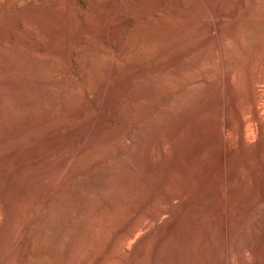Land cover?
<instances>
[{"label":"bare ground","instance_id":"1","mask_svg":"<svg viewBox=\"0 0 264 264\" xmlns=\"http://www.w3.org/2000/svg\"><path fill=\"white\" fill-rule=\"evenodd\" d=\"M26 1V4L28 3L26 5L28 10L31 9L36 12L35 6H33V1ZM47 1L44 0V2ZM124 1L125 0H105L106 4L103 3V1L101 2L105 5L111 4V9H108L109 13H105L106 15L101 18L103 19L102 22L105 31L112 32L113 30L110 31V29H114L113 27L116 25V22L119 19H122V21L126 22L127 27L125 24L124 25L127 30L124 32H127L124 35V42H121L124 43L123 48H121V43L119 44L121 45L120 48L123 51L125 50L130 54L135 48V45L139 44L138 46H142V51L139 49L140 52L138 53L140 56H143V59L145 57V60H149L151 56L148 58L146 57L151 54V51L153 52L152 49L156 44L159 45L162 38L164 41L165 36L168 38V35H173L175 40L172 45H168L167 47L169 51H172V57L168 59V55V60L164 61V58L161 56L163 53H160L162 50L160 51L159 48V54L156 56L158 59L155 60V55L151 54V59L155 57L153 60L155 65L151 70L148 68V71L150 72L147 73V69L145 71L146 73L142 71L140 74V70H138L139 72H135L137 75L140 74L141 78L133 73V69L132 71L129 70V72L131 71L130 73L125 71L128 73L127 78L129 77V79L133 80L137 78L139 79L134 80L133 83L129 82L130 80L126 83L124 82V84H122V82L121 84L118 83V85H123L122 89L126 91V94L122 97H119L120 92L117 91V95L115 94V96L119 98V101L113 106H115V108L119 111V114H121L120 116H123L125 119H128V121L132 122L130 129L127 128L129 132H126H128L127 135L129 136L131 142L133 140L132 143H135L134 141H141L143 137H147L148 133L152 134V132H154L152 130L156 131L157 129L158 124L154 123L152 120L153 118L150 119V117L148 118L145 115V109L153 108L152 110H154V113L157 116L155 117L156 119L158 118L157 120H159V122L156 120L155 122L164 123L166 122V118L169 120L168 114L171 116L170 113H168V107L170 106V109L174 107L175 112H177L176 122H180L188 119L189 115L193 111V108L199 103H207V107L203 108L202 111L197 114L195 118L192 119V121L189 122L187 128L182 133L176 135V141H178L180 144L184 143L186 140H189V142L192 144L190 158H188L189 161H186L187 163L184 164L180 163L183 164L180 167V171L183 172L182 176H184L185 179L189 178L190 187L192 185V190L197 184L196 181L200 180L202 183V187L200 189L201 196L193 202L188 204L186 203V207L188 206L186 212L187 215L184 216L189 217L191 220L193 219V221L190 222L193 223L194 218L196 219L197 216L201 217L199 215H202L203 213L206 215L207 207L212 204L214 205L218 214L222 216L223 221L221 230H219V232L221 231V236H219V239L214 240L216 241V244L218 243L217 241H219V250H217L219 247L215 248L216 244L214 245L213 242L210 241L214 237L212 238L205 234L206 232H210L208 229L210 227V222L209 225L206 222L207 227H204V224H201V221H199V224L195 223L193 227H191V229L193 228L195 231H206L204 234L202 232H200L201 234L199 233L201 237L197 236L198 234L195 232L197 237L194 239V236L191 235L192 233L194 234V231L190 233L192 230H188L190 234L189 236L191 237H189L187 234V223L183 219L175 218L174 222L168 228L166 234L160 236L159 239L156 236L158 240L156 239L157 243H154L155 245H153L150 241L153 247L150 252L147 251L146 249L151 248V246L147 248L146 245L147 243L149 245V239L151 240L153 239L152 237H154V235L152 237H150V235L154 231H157L155 228L150 230L151 225H157L159 222L158 220L163 213H168L171 215L174 210L172 209L174 207L173 200H175V198H179L180 200L181 196H183L186 192L181 191L183 195L182 193L180 195L176 192V190L173 189V192L171 190L170 193L166 195L165 200L168 203L166 207L160 206L156 207L155 209H149L148 211H146L147 207H144L146 212L144 211V213H142L138 207H135L136 204L135 206L134 204H131L129 217H127L126 220L123 221L124 223H122V225H120V227L117 229L116 233L120 237H115L116 239H113L112 248L110 247L106 249L105 256L111 258L116 255L118 257L117 264H236V261L240 262V264H264V237L262 240L261 237L260 239L254 237L261 241L258 240L259 246L258 248L256 247L257 250L254 248L256 251L253 252L254 257L252 255V261H250V258L252 257H248L250 259L249 262L245 259V256L249 255L250 253L252 254V243L250 244V241L253 242L255 240H244V242L249 241V247V245H247L248 242L245 244L242 240L245 239V237L241 239L242 241H239L240 237H238L242 230H244V225H248L246 222L250 219L252 220H250V223H252L251 225H254V229L252 233L246 232L248 229L245 232L243 231L247 235L246 238L250 239L254 234V236H256L257 233H259V231L264 227V14L259 11L261 10L260 6H262V4L264 5V0H195V4L190 10L187 8L190 7L193 0H155L159 2V4L156 3V9L153 10L152 8L153 11L151 12L150 10V15L147 13L148 16H144L145 19L143 21H138L136 19L137 17L135 18L133 16L135 15L132 14L134 13L133 11L131 15L127 13V8L125 7L127 3L125 2L126 4H124ZM11 2L12 4L16 3H13L12 0L10 3ZM41 2H43V0H41ZM143 2L144 3L142 4H138L143 6L145 1L143 0ZM153 2L151 3L153 4ZM97 3L100 4V1ZM5 4L7 5V3ZM136 5L137 4L133 6L135 7ZM16 6L18 5L16 4ZM142 6L140 7L142 8ZM27 8H25V10H27ZM102 8L104 9L105 7ZM51 9V12L49 13H51V15L54 16V19L58 22V20L61 18L59 15L60 13H58L55 7ZM131 10L132 9L129 8L130 12ZM60 21L59 24L62 23V21ZM120 23L123 24V22ZM0 24L2 25V23ZM19 25V29L15 31L13 35L12 43L10 45L0 47V118L8 124L10 130L12 129L10 126H16L15 123L19 122V125H21L20 122L22 121L23 117H31L34 114H37L35 111L40 109L41 106V109H43L44 104L53 102V100H55L54 96L57 90H60L59 87L64 83V79L61 77V79H59V77L57 80L54 79L55 81H47V78H38L32 80L29 78H22L20 76L19 80V78L16 76L17 79L15 78L16 80L14 79V81L13 78L15 76H13L14 74L12 73L14 71L11 72V70H27L29 73L32 72V74L35 72H45L44 74L47 72L51 73V71L56 69L58 70V68H60L57 65L58 59L56 56L60 55L59 57L62 58L67 53L66 51L64 53V51L59 49L58 54L57 52V55L54 54L56 55V59L53 58L54 56L40 58L34 53H32L34 55H28V53H26L27 55L24 54L22 49L17 45V41L20 38L26 37L28 34H32V31L22 22H20ZM85 26L86 25H84L85 29L81 28L84 30L83 32L80 31L82 34L78 40L75 41L76 43L74 42L76 45L72 51L74 54V59L82 64L84 72L81 71L83 73L81 75L85 74L84 76H86L85 78L87 79L86 82L90 85H93L99 79V85L101 89H98L99 87L95 88L99 91L98 98L95 94V97L98 100L97 107H99L101 102H103V96L106 95L104 91L107 90V87H112L111 85H114H109V82H112V78L110 79V76H114L111 75V73L114 74L113 71L120 72L119 68L121 67L123 70L124 67L122 68L123 65H121L117 60L115 63L113 61V57H108L109 59H106L108 62L105 61L106 64L104 63V66L101 67L103 69H100V66L96 64L98 63L97 59L100 56L102 57L103 54L108 55L109 51L107 52L101 47L97 46L98 44L96 45L90 39V37H88L91 34L87 36V34L91 32L89 31V26H91V24L89 26ZM54 30L55 29L51 30V35L47 34L50 35L49 39L53 40V38L56 37ZM1 31L4 32V30ZM56 31L57 30H55V32ZM6 33L7 32H5V34ZM119 34H121V32ZM106 35L108 36V33H106ZM107 39L110 40V38ZM116 39L118 40V38ZM52 40L51 42H54L56 39L53 41ZM39 42V45L36 47L39 46L43 49L45 43H41V41ZM135 53L137 54V52ZM110 54L111 53H109V55ZM133 56L134 59H136L138 55H136V58L135 55ZM140 56L139 58H141ZM65 57L61 60H64ZM102 58L105 57L103 56ZM61 62L62 61H60V63ZM63 64L64 62L62 65ZM147 67H152V65H147L146 68ZM82 68L80 67L79 69L81 70ZM125 72L122 71V75L123 73L125 74ZM49 73L48 75H50ZM68 73L67 75H69ZM149 73H151L149 76L145 75ZM37 74L39 73H36V75ZM28 75L29 74L26 76L28 77ZM144 75L148 77V79L142 80ZM115 76L117 77V75ZM115 76L114 79L117 80ZM118 76H121V73L120 75L118 74ZM68 77L69 76H67L65 79ZM123 77L125 76H122V78ZM127 78H124L125 80L122 79V81H126ZM121 79H119V82ZM169 79H172V82H174L173 79L178 80L179 84L176 87L173 85L171 88V84L169 83L171 81H169ZM74 80L75 79H73V81ZM168 84L170 85L167 86ZM63 85L61 87H63ZM178 86L180 87L178 88ZM166 87H168V89ZM124 90H122L121 94H123ZM67 92V96L64 97L65 100L67 97H69V99L75 98L79 94L80 90L78 91L77 88L74 87L68 93ZM81 94L82 92H80V95ZM117 97H114L115 101L118 100ZM57 98H59V96ZM188 99L189 101H192L189 105L186 103ZM58 100L59 99H57V101ZM74 100L71 99V101ZM111 100L113 103L115 102L113 98ZM58 105L61 106L62 104L60 105L59 103ZM104 105H107V103ZM148 105H150L149 108L147 107ZM62 109L63 107L61 110ZM75 110L77 111V109ZM94 110V108L92 109V112L89 110L88 112L90 113H86L87 115L90 114L88 116L85 114L86 122H84L86 124H84V129L82 127L83 123H79L83 130H79L81 133L78 132L79 137L77 136L78 139H75L76 142L73 140L76 143L75 147L71 150H63V153L60 149L59 152H61L62 155L60 154L61 156L58 157L55 156V148L57 145L55 146V144H51L52 146L47 154H45L47 152L46 150L39 148L40 152L31 159L28 157V159H21L17 161L21 156L23 157L24 154L27 153V151L32 147L30 144L19 145L20 141L24 137H30V135L37 129H39L37 132H40V129L42 130L43 127L47 126L49 128V126L54 123V120H56L55 112L54 115L51 113V116L49 115L45 117V119L48 118L45 121L41 120V122V118L38 119L37 121L41 122H38V125L35 120L36 118H31L32 121H29L32 123L34 122L33 120H35V127H33V125L31 126L30 122H27V127L26 121H24V125L27 127V129L25 128L26 130L24 129L23 131H20L18 129H13L12 133H6V136L0 139V264H55L50 252L54 251L58 254V251L61 250H64L65 253L59 254V258L61 257L60 260L57 259L58 255L55 253L57 256L55 260L57 259L60 261L58 264H70L71 260L73 261L74 258L78 259L80 256H82L84 248L87 250L90 256H88L87 259H84L81 264H98V262L91 260L93 259L92 255L97 254L99 251L97 247H83L85 245L81 246V244L78 242V237L61 236L62 231H66V229L68 230L69 228L71 229V227L74 228L77 218L81 213L84 212V209L87 212L90 210H87L90 206V204H87L89 203L88 201L95 197L93 199L92 205L95 206L94 204L98 202L96 206L99 207L98 209L95 207V211H92V208V213L89 211V214L91 213L92 215H98L105 208H116L113 197L119 195L122 196V187L127 188L129 192L133 193L136 199L137 196H139L138 199L141 201L143 198H145L143 201H146L147 203L152 200L151 197H149V194L158 195L157 193L154 194L152 191H148L146 189L147 187L152 186H146V184H149L147 179L146 182L148 183L145 181L144 182L146 184L144 182L142 183V187L145 188L146 186L145 190L147 191H145V193L150 192L147 193L148 195L146 194L147 196L145 197H141L140 192L136 191L134 187L131 186L133 180L136 178L134 177L132 180L131 178L133 175H139V173L141 175V173L145 171L143 170V167L145 169V166H147V164H145L142 167V164L139 165V163H136V160L139 158H133V154L131 152L132 147H130L131 149L120 151L116 154L113 151L115 155L112 154L113 152H111V154L114 156H109L110 158L108 159L104 158L101 162L98 161L99 163H95L91 167L87 166L90 163L88 160V162H86L88 164L84 165L85 168L86 166L88 168L84 169L82 165L86 158H90V155L93 156L94 152L100 149V147L104 148L100 150L105 151V143H110L108 145H111V143L114 141H119L121 137L123 139L125 135V130H123V128L121 130H123L124 133L119 132L121 127H119V130L117 129L118 132H115V129L112 130L114 131L112 133L111 131L108 132V130L111 129L107 128L106 125L108 123H106L105 126L107 131L104 130L105 128H102L104 125L101 126V129H103L108 134H111H109V136L98 135L100 136L99 142H102L100 145L105 142L103 146H100L99 143L96 142L92 143V140L89 141L88 137H90L89 135L95 123V119H98L97 116H100L98 114L99 112H93ZM117 110L116 112H118ZM171 110L170 112L174 111ZM56 111L58 112L56 116H63L66 113L60 110ZM76 111L73 113L70 111L72 114H66H70L68 116L75 115L74 113H76ZM60 112H63L64 114H60ZM115 114L116 113H114V115ZM68 116L65 117L66 120ZM135 116L139 117V119L136 120ZM58 119L61 120L62 117L60 116ZM57 120L55 121V124H57ZM123 121L125 120L123 119ZM125 122L127 123V120ZM130 122H128V124ZM126 123H124V125ZM79 124L75 125L79 127ZM75 125L74 127H76ZM160 125H158V127ZM52 126L50 128H52ZM160 128L163 127L160 126ZM96 129L98 130L100 128ZM69 130L70 128L68 131ZM103 130L102 132H104ZM68 131L66 132L69 134L71 131ZM161 132H163V130L158 134L161 135ZM97 133L99 134V131ZM156 133L154 132L153 134ZM68 134L66 135L65 133V136H68ZM68 138H71V134L70 137L68 136ZM150 138L148 137L146 140L148 141ZM161 139H158V142L157 139L150 140V142L153 141L158 143V145L155 144V146H158L157 148H159L161 151V157L163 158L162 160L159 159L161 162L154 161L151 155L144 157L149 162L148 167L150 168L147 169H151L148 170L149 176L152 174V177L155 176L156 178L157 175H155V173H160L159 170L162 167L165 168V171H163L164 173L166 171L172 172L168 170V165H165L164 163L166 160L168 162L171 161L168 160L169 154L167 155V153L164 151V139ZM61 140L62 139L60 138V141ZM120 141L118 143H120ZM50 142L54 143V141ZM66 142V144L57 143L60 148L63 147L64 149L66 145H69V141ZM153 142L151 145H149L154 146ZM42 150L45 152L43 153ZM108 150L110 151V149ZM100 153L103 154V152ZM140 155L143 157L142 151ZM25 157L27 158V155H25ZM94 158L97 159L96 156ZM90 159L92 160H90L91 162L94 161L93 157ZM138 161L141 160L139 159ZM213 161H215L214 167L212 166ZM177 162H179V160ZM15 164L17 165L15 171L10 174V170ZM211 169L213 171H211ZM121 171H126L127 173L124 174H126L127 177H119V173ZM169 175H166L168 176L166 180L170 179ZM158 179H161L162 181V177ZM158 179H156V181H158ZM116 180L118 181L119 186L115 188L114 184H116ZM153 180H151V182H153ZM163 180H165V178ZM156 187H158V185ZM156 187H152V189H154V191L157 189L162 191L161 189H163L162 185L161 188L158 187L156 189ZM149 189L152 190L151 188ZM41 190L42 192H40ZM37 192L38 194L40 192V194H36L35 198V193ZM31 194L32 197L34 194V201L28 197V195L30 196ZM96 197L102 199V201ZM30 199L32 200V204L28 202V204H30L29 211L28 208L22 207V203L24 200L31 201ZM96 199L97 201L94 203V200ZM136 199L135 201H137ZM27 201L26 203H23L25 204V207H27ZM141 203L142 202H140V205ZM152 203L153 202H151V205ZM20 205L22 210L28 209L29 214L25 210L27 214L24 213L26 216L25 218L23 217L24 220L19 223L18 221L21 219L18 218V211L20 209L18 211L15 209L19 208ZM22 210L20 211L23 212ZM200 212L201 214H198ZM21 216L24 215H20V217ZM236 216L239 222L242 223L240 229L232 228L233 226L231 225V220L233 221L232 218H235ZM207 218L210 217H205V219ZM150 223L152 224L149 225ZM202 223L204 222L202 221ZM200 224V227H204H202L201 230H199L200 227L198 226ZM251 225L250 228H253ZM148 226L149 229L146 233H141L142 235L137 234L138 231L140 232V230L142 231V229H146ZM182 231H184L185 234ZM214 232L216 234L218 233V231L216 232L215 230ZM210 233L214 234L212 232ZM244 233L240 236L243 237ZM136 234L137 237L138 235H140V237L135 241L134 249L132 251L128 250L130 252V257H126L127 259L123 258L122 255L120 257V255H118L119 252L116 253L117 251L115 252L114 250H116L118 247H121V245L123 247L125 241H128L133 237L136 238ZM156 235L158 234L156 233ZM202 235H205L208 238ZM209 238H212L209 240L210 242L208 241ZM210 244H213L214 247L209 249V247L212 246H209ZM28 245L30 248L37 250V253L35 251V255L30 252V248L27 247ZM116 245L119 246L117 247ZM115 246L117 248L113 250V247ZM247 247L250 249V251H247L248 254L246 252V250H249ZM182 248H184V252ZM206 248L207 250L209 249V252H206L208 254H205L207 257L203 253V250ZM236 253L237 259H235Z\"/></svg>","mask_w":264,"mask_h":264},{"label":"rangeland","instance_id":"2","mask_svg":"<svg viewBox=\"0 0 264 264\" xmlns=\"http://www.w3.org/2000/svg\"><path fill=\"white\" fill-rule=\"evenodd\" d=\"M10 1L11 0H0V23H2V25L0 24V29L1 30H4V32H2L1 30H0V47H4V46H7V45H10L11 43H12V41H13V35H14V33H15V31H17L18 29H19V23L20 22H22V23H24V25H26L28 28H30L31 29V31H32V34H28L26 37H24V38H20L18 41H17V45L22 49V51H23V53L24 54H26V53H28V55H31L32 53H34V54H36V55H38L40 58L41 57H53V58H55L56 59V57H57V59H58V61H57V65H58V67H60V68H58V70L56 69V70H54V71H51V73H49V72H47L46 74H44L45 72H43V73H41V72H35V73H33L32 74V72H30L29 73V71H27V70H21V71H19L18 69H13V70H11V72L12 71H14V72H12L14 75L13 76H15L14 78H13V80L16 78L17 79V77L19 78V80H20V77H24V78H29V79H38V78H41V79H46L47 81H49V80H51V81H53L54 79L55 80H57L58 79V77H59V79H64V85H63V87H59V89L60 90H57V92H58V94H57V92H56V94H55V96H54V99L55 100H53V102H51V103H47V104H44V106H43V109H41L42 108V106H41V108L40 109H37V111H35V113H37V114H34V115H36V116H31V117H28V118H24L23 116V119H22V117H21V119H22V123L20 122V124L21 125H19V122L18 123H15L16 124V126L15 125H12V126H10L12 129L10 130V128H9V126H8V124L4 121V120H2L1 118V121H0V139H2L3 137H5L6 136V133H8V134H10V133H12V130L13 129H18V130H20V131H23L25 128L27 129V127H28V124H27V122L29 123L30 121H32L31 120V118L32 119H34V118H36L35 120H36V122H37V125H38V122H40L41 120L42 121H45L46 119H48V118H46L45 119V117H47V116H49L51 113H52V115H54L55 113V119L57 120L60 116L62 117V119L60 120V119H58L59 120V122H58V120H57V124H55V121L56 120H54V123L52 124V125H50L49 126V128L52 126V128H48L47 126L46 127H40V128H42V130L40 129V132H37V130L39 131V129H37L36 131H34L31 135H30V137L29 136H27L28 138H26V137H24L21 141H20V143H19V145H26V144H30V145H32V147L27 151V153H23L24 154V156L22 157H20L17 161H19V160H21V159H28V157H29V159H31L32 157H34L35 155H37L39 152H40V150H39V148L40 149H42L43 148V150H46L47 152L45 153V154H47L48 153V151H49V149L51 148V144H55V146L57 145V147L55 148L56 149V153H55V156H61L62 155V153L65 151V150H71V149H73L74 147H75V139H78L77 138V136H78V132L79 133H81L79 130H83L84 129V124H86L85 122V120H86V117H85V114L90 110V112H92V109L94 108L95 110L93 111V112H95V111H98L99 113V115L100 116H97L98 117V119L96 120L95 119V123H94V125H93V128H92V131H91V133H90V137H88V140L89 141H91L92 143H99V145L102 143H100L99 142V137L100 136H103V135H107V136H109V134H111L112 132H114V131H112V130H114L115 129V132H118V130H119V127H121L120 128V131L119 132H121V133H124V131L123 130H125V135H124V137H123V139H122V137H121V139H119V141L121 140H123L122 142L120 141V143H118L119 141L117 140V141H114L113 143H111V145H108V144H110V143H105V142H103V144L104 145H106V146H104L105 147V151H102V150H100V149H102L103 147H100V146H103V144L102 145H100L99 147H100V149H98L97 151H95L94 152V154H93V156L92 155H90V158H92L93 157V160L95 161H93V162H91L92 160L88 157V158H86L85 160H84V162H83V167H84V165H86V164H88V163H86V162H88V160H89V162L91 163H89L90 164V166H89V164L87 165L88 167H91L92 165H94L95 163H99L98 161H102V159H108V158H110L109 156H114L116 153H118V152H120V151H125V150H128V149H131L130 147H132V149H131V152H132V154H133V158L135 159H137V158H139L141 161H138V160H136V163H139V165L140 164H142V167L145 165V164H147V166H145L146 168L144 169V167H143V170H145V171H143V173H141V175H140V173H139V175H133V177L131 178L132 180L134 179V177H136L134 180H133V182H132V185L131 186H133L134 187V189L136 190V191H138V192H140V195H141V197H145V196H147L148 194L147 193H150V192H146L145 193V191H152L154 194H158V195H151V194H149V197H151V201L149 202V203H147L146 201H143V200H145V198H143V200L141 201V200H139L138 199V197L139 196H137V199L135 198V195L133 194V193H131V192H129V190H127V188H125V187H122V196H114L113 197V200H114V203H115V206H116V208L115 209H108V208H105V209H103V211L100 213V214H98V215H92L91 213H92V211H95V207H97V209H98V207L99 206H96L97 205V203H96V201H97V199H99V198H97L96 200H94V203H96V204H94L95 206H93L92 204V202H93V199L95 198V197H93L90 201H88L89 203H87L88 205L90 204V206L88 207V205H87V207H88V209H87V207H86V209L87 210H89L91 213L89 214V211L87 212V211H85V209L82 211L83 213H81L80 215H79V217L77 218V222L75 223V226H74V228H72L71 227V229L69 230H67L66 229V231L64 230V231H62V234H61V236L62 237H78V242L81 244V246H83V245H85V246H83V247H89V248H93V247H97L98 248V253L97 254H94V255H92L93 257V259H91L92 261H95V262H98V264H117L118 263V257L116 256V255H114V257H111V258H108V257H106L105 255H106V249H108V248H112V241H113V239H116L115 237H120L116 232H117V229L120 227V225H122V223H124L123 221H125L126 220V218L127 217H129V215H130V205L132 204H134V206H135V204H136V206L135 207H138V209H140V211H142V213H144V211H145V208L144 207H147L146 208V211H148L149 209H155L156 207H160V206H162V207H166L167 205H168V203L166 202V195L168 194V193H170V191L172 190V192H173V189L174 190H176V192L177 193H179L180 195H181V191H183V192H185V194L183 195V193H182V195L183 196H181V202H180V200H179V198L177 199V198H175V200H173L174 202H173V208L172 209H174L173 210V215L171 214H168V213H163L162 215H161V217L159 218V222L157 223V225L156 224H152V223H150L149 225H151V227H150V230L151 229H153V228H155V230L157 229V231H154L151 235H150V237H152L153 235H154V237H152L153 239H149V243H150V241H151V243L153 244V245H155L156 243H157V240L160 238V236H162V235H164V234H166L167 233V230H168V228L170 227V225L174 222V219L176 218V219H183L187 224H186V227L188 226V228H186V231L188 232V230L189 229H191V227H193V225L196 223V224H199L200 222L199 221H201V224H204L203 226L204 227H207V223H208V225H209V222H210V227L208 228L209 229V231L210 232H212V233H214V234H211L210 232H206L205 230L204 231H202L201 229H202V227H200L201 226V224L200 225H198L199 227H200V229L199 230H201V231H195V230H193V228L191 229L192 231H190V233H192L193 231H194V234L192 233L191 235H193L194 236V239H196L195 237H197V236H199V237H201L200 236V232H202L203 234H204V232H206L205 234H207V236H209V237H214L213 239L212 238H209L208 239V241L210 240V239H212V240H210V241H212L213 242V244L215 245L216 243V241H214V240H217V239H219L220 237L219 236H221V231L219 232V230H221V227H222V221H223V219H222V216L220 215V214H218V212L216 211V209H215V207H214V205H209L208 207H207V209H206V212H207V214L206 215H204V213L202 214V215H199V216H201V217H196V219L194 218V222L193 223H190V222H192L193 221V219L191 220V219H189V217H187V216H184V215H187L186 214V212H187V207H186V205L188 204V203H190V202H193V201H195L196 199H198L200 196H201V194H200V189H201V187H202V183H201V181L200 180H198V181H196L197 182V184L193 187L194 189L192 190V185H191V187H190V180H189V178L188 179H185V177L184 176H182L183 174V172L182 171H180L181 170V165H183L184 163H187L188 161H189V159L188 158H190V153H191V148H192V144L189 142V140H186V141H184V143H182V144H180L178 141H176L177 139H176V135H178L179 133H182L186 128H187V126H188V124H189V122L190 121H192V119L193 118H195V116L197 115V114H199L201 111H202V109L203 108H206L207 107V103L205 102V103H199L197 106H195L194 108H193V111H192V113L189 115V117H188V119H185L184 121H180V122H176V118H177V112H175V108L174 107H172L171 109L172 110H174V111H172L171 109H170V106L168 107V110H169V112L168 113H170V115L171 116H169V114H168V117H169V120L166 118V122H164V123H157V122H159V120H157L156 119V115H155V113H154V110H152L151 108L150 109H145V115L149 118L150 117V119H152L153 121H154V123L155 124H158V125H160L161 127H163V128H160V126L158 127V125H157V129H156V131L155 130H152V131H154L156 134H157V136H156V134H153L154 132H152V134L151 133H148V134H150L151 135V138H150V135H148L147 134V137H146V139H148V137L150 138L148 141H149V143H148V141L145 139V137H143V139L140 141V143H139V141H134L135 143H132L133 142V140H132V142H131V140L129 139V136L127 135V133L129 132V130L128 129H130V127H131V125H132V122H130V121H128V119H125L123 116H120L121 114H119V111L115 108V106H113V105H116L117 103H118V101H119V98L117 97V96H115V94H116V92L117 91H119L120 92V96L119 97H122V96H124L125 94H126V91L124 90V89H122L123 87V85L121 86L120 84H121V82H122V84H124V82L126 83V82H128L129 80V82H132L133 83V81L134 80H138L139 78H141V73H142V71H146V69H147V73L148 72H150V71H148V68L151 70L152 68H153V66L155 65V62H153V60H154V58L156 57V56H158V51L160 50H162L160 53L162 54H160L161 56H162V58H164L163 60L164 61H166V60H168V59H170L171 57H172V51L170 50H168L167 49V47H168V45H172L173 43H174V36L173 35H168V38H167V36H165L164 37V41H163V38H162V40H161V42L159 43V45L158 44H156L154 47H153V52H154V54H153V52L151 51V54L152 55H155V57L153 58V59H151V57H152V55L150 54V55H148L146 58H148V57H150L149 58V60L148 59H146L145 60V57H144V59H143V56H140V54L138 53V52H140V50L142 51V46H138L139 44H137V45H135V48L133 49V51L129 54L128 52H126L125 50L123 51L121 48H123V44L124 43H121V42H124L123 40H124V35H125V33L127 32H124L125 30H127V25H126V22H124V21H122V19H119L117 22H116V25H114V29H110V31H112V32H107V31H105V29H104V26H103V19H101V18H103V16L104 15H106L107 13H109V11H108V9H111V4H108V5H105L106 3H105V0H102L103 1V3H105V4H103V3H101L102 1L101 0H98V1H100V4H98L97 2V0H46L47 2H44V0H43V2H41V0L40 1H38V0H32L33 1V6H35V10H36V12L35 11H33V10H28V8L26 7V5L28 4H26V0H12L13 1V3L14 2H16L15 4H12V2L10 3ZM97 1V2H96ZM142 1V2H141ZM145 1V4H147V5H140V4H142V3H144L143 2V0H125L124 1V4H126L127 3V5L125 6L126 8H127V13H129L130 15H131V13H132V11L134 12V13H132V14H135V15H133L138 21H140V20H144L145 19V17H146V15L148 16V14L147 13H149L150 12V10H151V12L154 10V9H156V7H155V5H157V4H159V2H157V1H155V0H144ZM154 1V2H153ZM159 1V0H158ZM38 2H39V4H38ZM126 2V3H125ZM133 2V3H132ZM135 2V3H134ZM151 2H153V4L151 3ZM5 3H7V5L5 4ZM138 3H140V4H138ZM157 3V4H156ZM12 4V5H11ZM16 4L18 5V6H16ZM21 4V5H20ZM95 4V5H94ZM103 4V5H102ZM135 4H137L135 7L133 6V5H135ZM194 4H195V0H193L192 1V3H191V5H190V7L189 8H187L188 10H190L191 8H192V6H194ZM25 5V6H24ZM57 5V6H56ZM128 5H129V7H128ZM12 6V7H11ZM37 6V7H36ZM43 6H44V8H43ZM130 6H132V7H130ZM139 6V7H138ZM140 6H142V8L140 7ZM151 6V7H150ZM262 6L264 7V5L262 4ZM262 6H260V8H261V10H259L262 14H264V8L262 7ZM8 7V8H7ZM10 7V8H9ZM17 7V8H16ZM56 8L57 9V11H58V13H60L59 15H60V20L62 21V23H60L59 24V21L60 20H58V22H57V20H55L54 19V16L53 15H51V13H49V12H51V8ZM100 7V8H99ZM102 7H105L104 9L102 8ZM107 7V8H106ZM137 7H138V9H137ZM25 8H27V10H25ZM51 10H50V9ZM129 8L130 9H132L131 10V12L129 11ZM145 8V9H144ZM152 8H153V10H152ZM263 8V9H262ZM6 9V10H5ZM14 10V11H13ZM40 10V11H39ZM48 10V11H47ZM105 10V11H104ZM144 10V11H143ZM146 10V11H145ZM139 11V12H138ZM138 12V13H137ZM150 12V13H151ZM5 13V14H4ZM7 13H9V14H7ZM46 13V14H45ZM106 13V14H105ZM144 13H146V14H144ZM150 13H149V15H150ZM37 14V15H36ZM42 14V15H41ZM92 14V15H91ZM128 14V15H129ZM141 14V15H140ZM7 15V16H6ZM40 15V16H39ZM47 15V16H46ZM46 16V17H45ZM145 16V17H144ZM19 17V18H18ZM144 17V18H143ZM21 18V19H20ZM19 19V20H18ZM95 19V20H94ZM54 21V22H53ZM60 21V22H61ZM11 22V23H10ZM15 22V23H14ZM17 22V23H16ZM120 22H123V24L122 23H120ZM53 23V24H52ZM57 25H56V24ZM86 25V26H89L90 24H91V26H89L90 27V30L89 31H91L90 33H88L87 34V36L88 35H90V36H88V37H90V39L97 45V46H99V47H101L103 50H105V51H109L108 52V55H106V54H103L102 55V57L104 56L105 58H102L101 56V58L99 57L98 59H97V61H98V63H96L97 65H99L100 66V69H103V68H101V67H103L104 65V63L106 64V62H108V60H106V59H109L110 57L112 58L113 57V61L115 62L116 60L117 61H119V63L121 64V65H123L122 66V68H123V70L121 69V65L120 64H118V65H120L119 67V70H120V72H115V71H113V73L114 74H112L111 73V75H117V77L115 76V78H117V80H115L114 79V76H110V79L112 80V82H114V83H112L111 81L109 82V85H111V84H114V85H116V86H114V85H111L112 87H110L109 85V87H107V92L106 91H104L105 92V96H103V98H102V101L103 102H101V107L99 106V107H97L98 105V100H97V98H98V94H99V91H98V89H101L100 88V85H99V79L97 80V82L96 83H94L93 85H90L89 83H87L86 81H87V79L85 78L86 76H84V75H81V74H83L82 72H84L83 71V68H82V64H80V62L79 61H77L76 59H74V54H73V51L72 50H74V47H75V45L76 44H74V42L76 41V40H78V38L80 37V35L82 34V32H83V30L85 29L84 28V25ZM119 24V25H118ZM126 25V27H125V25ZM14 25V26H13ZM54 25V26H53ZM56 25V26H55ZM58 25H61V26H58ZM122 25V26H121ZM43 26H44V28H43ZM57 26H58V28H57ZM85 26V27H86ZM12 27V28H11ZM125 29H124V28ZM51 28V29H50ZM81 28H84L83 30L81 29ZM93 28V29H92ZM121 28H123V29H121ZM6 29V30H5ZM52 29H55V30H60V31H56L55 32V30H54V33H55V35H56V37H54L53 38V40L54 39H56V40H54V42H51V40L52 39H49L50 37V35H51V30ZM122 30V31H121ZM80 31H82L81 33H80ZM5 32H7L6 34H5ZM121 32V34H119ZM106 33H108V36L106 35ZM111 33V34H110ZM47 34H50V35H47ZM114 34V35H113ZM4 35H6V36H4ZM109 35H111V36H109ZM92 37V38H91ZM115 37V38H114ZM107 38H110V40L109 39H107ZM112 38V39H111ZM116 38H118V40L116 39ZM121 38V39H120ZM47 39V40H46ZM113 39H115V40H113ZM52 40V41H53ZM109 40V41H108ZM113 42H112V41ZM120 40V41H119ZM122 40V41H121ZM39 41H41V43L42 42H44L45 43V45H44V48L42 49V48H40L39 46V48L38 47H36L37 45H39ZM39 42V43H38ZM49 42V43H48ZM111 42H112V44H111ZM8 43V44H7ZM43 43V44H44ZM76 43V42H75ZM121 43V45H122V47H121V45H119ZM48 46V47H47ZM104 48H103V47ZM46 47V48H45ZM121 47V48H120ZM38 48V49H37ZM105 48H107V49H105ZM156 48V49H155ZM160 48V49H159ZM59 49H61L62 51H64V53H65V51L67 52V53H69V54H67V56H66V54H65V56L67 57H65V56H63L62 58H60L59 56L60 55H57L58 54V52H59ZM138 49V50H137ZM140 49V50H139ZM155 49V50H154ZM159 49V50H158ZM60 50V51H61ZM120 50H122V51H120ZM168 51V52H167ZM55 52V53H54ZM56 52H57V54H56ZM135 52H137V54L135 53ZM157 52V53H156ZM165 52H167V53H165ZM42 53V54H41ZM109 53H111L110 55H109ZM134 53V54H133ZM165 53V54H164ZM34 54H32V55H34ZM54 54H56V55H54ZM167 54V55H166ZM27 55V54H26ZM107 57H106V56ZM133 55H135V58H136V55H138L137 56V58H138V60H137V58L136 59H134V56ZM164 55V56H163ZM166 55V56H165ZM169 55V56H168ZM56 56V57H55ZM139 56L141 57V58H139ZM169 58H168V57ZM59 57V58H58ZM65 57V59L64 60H61V59H63ZM109 57V58H108ZM132 57V58H131ZM168 58V59H167ZM60 59V60H59ZM143 59V60H142ZM156 59H158V57H156L155 58V60ZM141 60V61H140ZM60 61H62L61 63H60ZM96 61V62H97ZM106 61V62H105ZM64 62V64L62 65V63ZM101 62V63H100ZM103 62V63H102ZM146 62V63H145ZM150 62V63H149ZM60 63V64H59ZM116 63V62H115ZM101 64V65H100ZM145 64V65H144ZM152 65V67H147L146 68V66L147 65ZM65 65V66H64ZM142 65H144V66H142ZM82 68L81 70L79 69V68ZM145 67V68H144ZM130 68V69H129ZM132 69H133V73H135V72H139L138 70H140V74H136L137 76H139V78H137V79H129V77L127 78V75H128V73H126V72H129V70H131L132 71ZM142 69V70H141ZM135 70V71H134ZM137 70V71H136ZM82 71V72H81ZM122 71L123 72H125V74L123 73V75H122ZM130 71V72H131ZM24 72H26V73H24ZM69 72V73H68ZM81 72V73H80ZM129 72V73H130ZM145 72V73H146ZM11 73V74H12ZM36 73H39V74H37L36 75ZM48 73L50 74V75H48ZM67 73L69 74V75H67ZM71 73V74H70ZM116 73V74H115ZM120 73H121V76H118V74L120 75ZM22 74V75H21ZM25 74V75H24ZM27 74H29L30 75V77H29V75H28V77L26 76ZM144 74V73H143ZM142 74V75H143ZM151 73H149V74H145V75H147V76H149ZM43 75V76H42ZM143 76V79L142 80H145V79H148V77H146V76ZM12 76V77H13ZM17 76V77H16ZM20 76V77H19ZM40 76V77H39ZM64 78H63V77ZM67 76H69L67 79H65ZM122 76H125V77H123L122 78ZM61 77V78H60ZM119 77H121L123 80H125L124 78H127L126 79V81H122V79L121 78H119ZM86 80H85V79ZM15 79V80H16ZM73 79H75L74 81H73ZM109 79V80H110ZM119 79H121V81L119 82ZM14 80V81H15ZM19 80H18V82H19ZM54 80V81H55ZM141 80V79H140ZM169 81H171V82H169L170 84H171V88H172V86L174 85L175 87L179 84L178 82V80H174L173 79V81L174 82H172V79H169ZM17 82V81H16ZM79 84H78V83ZM86 82V83H85ZM116 83V84H115ZM118 83H120L119 85L121 86H119L118 85ZM173 83V84H172ZM69 84V85H68ZM72 84H73V86H72ZM75 84H78V85H75ZM170 84H168L167 86H169ZM208 84H209V82H208ZM90 85V86H89ZM99 85V86H98ZM81 86V87H80ZM88 86H89V88L90 87H92V88H88ZM96 86V87H95ZM120 87V88H118V87ZM71 87V88H70ZM74 87H76L77 88V90L79 91L80 90V92H82V94L80 95V92H79V94L75 97V98H70L69 99V97H67L66 98V100L64 99V97L65 96H67V94H66V92H67V90H68V92L72 89V88H74ZM99 87V88H98ZM114 87V88H113ZM180 86H178V88H179ZM95 88H98V89H95ZM167 89H168V87H166ZM171 88H169L170 90H172ZM108 89H110V90H108ZM112 89V90H111ZM174 89V88H173ZM97 92H96V91ZM122 90H124L123 91V94H121V92H122ZM67 92V93H68ZM119 92H118V95H119ZM64 94H66V95H64ZM95 94H96V97H95ZM113 95H114V97H117V99L118 100H116L115 101V98L113 97ZM117 95V94H116ZM59 96V98H57V97ZM78 97V98H77ZM80 97V98H79ZM95 97V98H94ZM114 99V103L112 102V98ZM57 99H59L58 101H57ZM64 99V100H63ZM71 99L72 100H74V101H71ZM70 100V101H69ZM111 100V101H110ZM107 101V102H106ZM55 102V103H54ZM191 102L192 101H189V99H188V101H186V103H187V105H189V104H191ZM60 103V105L61 106H59L58 104ZM103 103V104H102ZM107 103V105H104V104H106ZM111 103H113V104H111ZM116 103V104H115ZM108 104H110V105H112L113 106V108L111 109V107L112 106H110V105H108ZM103 105V106H102ZM107 106V107H106ZM45 107V108H44ZM63 107V109L61 110V108ZM64 107H65V109H64ZM148 108L150 107V105H148L147 106ZM57 108H59V109H57ZM77 109V111L75 110V109ZM118 111V112H116V110ZM87 109H89V110H87ZM111 109V110H110ZM56 110H60V111H64V112H66V113H70V111L72 112L73 110V112H75L76 111V113H74L75 115H71V116H68V115H70V114H72V113H70V114H64L63 112H60V114H64L63 116L62 115H60V116H56L57 114H58V112L56 111ZM69 111V112H67V111ZM86 110H87V112H86ZM100 110V111H99ZM148 110V111H147ZM149 110H151V111H149ZM170 110L172 111V112H170ZM115 111V112H114ZM55 112V113H54ZM90 112H88V113H90ZM147 112H149V113H147ZM114 113H116L115 115H114ZM147 113V114H146ZM87 115V114H86ZM88 115H90V114H88ZM87 115V116H88ZM51 116V115H50ZM66 116H68L67 117V120H66ZM156 116V117H155ZM85 119H84V118ZM136 117V120L137 119H139V117H137V116H135ZM41 118V119H40ZM44 120H43V119ZM65 118V119H64ZM120 118V119H119ZM38 119H40V121H37ZM123 119L126 121L127 120V123L125 122V121H123ZM134 119V118H133ZM30 120V121H29ZM35 120H33L34 122H30L31 124V126L33 125V127H35L36 126V122H35ZM81 120V121H80ZM155 120L157 121V122H155ZM4 121V122H3ZM24 121H26V124H27V127H26V125H24L25 123H24ZM41 121V122H42ZM83 121V122H82ZM85 121V122H84ZM123 121V122H122ZM40 122V123H41ZM78 122V123H77ZM81 122V123H80ZM128 122H130L129 124H128ZM4 123V124H3ZM35 123V124H34ZM82 124L83 123V125H82V127H83V129H82V127H80L81 125L80 124ZM105 123V124H104ZM106 123H108L107 125H106ZM124 123H126L125 125H124ZM55 124V125H54ZM75 124H79V127H77ZM166 124V125H165ZM35 125V126H34ZM74 125L76 126V127H74ZM102 125H104V126H102ZM107 126V128L108 129H111V130H108V132H110L111 131V133H107V132H105V131H107L106 129V126ZM129 125V126H128ZM163 125V126H162ZM25 126V127H24ZM95 126V127H94ZM101 126H102V128L105 130H103V129H101ZM123 126V127H122ZM72 127H73V129H72ZM86 127V126H85ZM110 127V128H109ZM125 127H126V129H125ZM8 128V129H7ZM70 128V130L69 131H73L72 133L70 132L69 134L66 132V131H68V129ZM74 128H76V129H74ZM78 128H81V129H78ZM96 128H100V129H96ZM123 128V130H121ZM25 129V130H26ZM47 129V130H46ZM72 129V130H71ZM96 129V130H95ZM118 129V130H117ZM160 131H162L163 130V132H161L160 134L161 135H159L158 133L160 132ZM7 130V131H6ZM10 130V131H9ZM102 130L104 131V132H102ZM68 131V132H69ZM99 131V134L97 133ZM126 131H128V132H126ZM101 132V133H100ZM36 133V134H35ZM65 133H66V135L68 134V136L70 137V134H71V138H68V136H65ZM103 133H105V134H103ZM164 133V134H163ZM7 134V135H8ZM96 134H97V136H96ZM98 135H100V136H98ZM153 135V136H152ZM164 135V136H163ZM66 138H65V137ZM95 136H96V138H95ZM126 136H128V137H126ZM160 136H161V138L162 139H164L163 140V142H164V151L167 153V155L169 154V156H168V160L169 161H171V162H168L167 160L164 162L165 163V165H168V170H170V171H172V172H169V171H166L165 173L163 172V171H165V168L164 167H162V168H160V170H159V172L160 173H158L159 174V176H158V174L157 173H155V175H157V178L155 177V176H153L152 177V174H150L151 176H149V171L148 170H151V169H147V168H150V167H148L149 165V162H148V160L146 159V158H144V157H146L147 155H151V157H152V159L154 160V161H158V162H161V160L163 159L161 156V151L159 150V148H157L158 146H155V144H157L158 145V143H155V142H153L154 143V146L152 145V146H150L151 145V143L152 142H150V140H156L157 139V142H158V139L160 140L161 138H160ZM164 138H163V137ZM63 137H64V140H66V141H69L68 143H69V145H70V142H71V145L69 146V145H66V147H64V149H63V147H61L60 148V146H58V143H65L66 141H64L63 140ZM79 137V136H78ZM97 137H98V140H97ZM104 137H106V136H104ZM153 137V138H152ZM154 137H155V139H154ZM60 138L62 139L61 141H60ZM126 138H128V139H126ZM56 139V140H55ZM96 139V140H95ZM161 139V140H162ZM75 142H74V141ZM22 141H24V142H22ZM50 141H54V143L53 142H50ZM142 141H143V143H142ZM144 141H146V142H144ZM58 142V143H57ZM117 142V143H116ZM138 142V143H137ZM37 145H36V144ZM67 143V142H66ZM65 143V144H66ZM74 143V144H73ZM115 143V144H114ZM132 143V144H131ZM135 144V145H134ZM150 144V145H149ZM113 145H115V146H113ZM34 146V147H33ZM65 146V145H64ZM68 146V147H67ZM113 146V147H112ZM67 148V149H66ZM60 149H61V152H59L60 151ZM104 149V148H103ZM108 149H110V151L108 150ZM42 150V151H43ZM64 150V151H63ZM115 152V154H114V152ZM141 151H142V155H143V157H141V155H140V153H141ZM45 151H43V153H44ZM59 154H58V153ZM100 152H103V154L102 153H100ZM108 152V153H107ZM110 152V153H109ZM111 152H113L112 154H114V155H112L111 154ZM139 152V153H138ZM97 153V154H96ZM100 153V154H99ZM105 153V154H104ZM136 153H138V154H136ZM61 154V155H60ZM98 154H99V156H98ZM25 155H27V158L25 157ZM32 155V156H31ZM134 155H137V156H134ZM92 156V157H91ZM97 157V159L96 158H94V157ZM143 159V161H142V159ZM161 157V158H160ZM174 158H176V159H174ZM179 158V159H178ZM159 159H161L160 161H159ZM91 160V161H90ZM177 160H179V162H175V161ZM181 160V161H180ZM104 161V160H103ZM148 163H147V162ZM184 161V162H183ZM187 161V162H186ZM17 163V162H16ZM85 163V164H84ZM169 163H171V164H169ZM180 163H183V164H180ZM215 161H213V163H212V166L214 167L215 166ZM172 164H175V165H172ZM180 164V165H179ZM171 165V166H170ZM186 165V164H185ZM16 164L14 165V167H12L11 168V170H10V174H12L14 171H15V168H16ZM86 166V168L84 167V169H87L88 167ZM213 167H212V169H213ZM146 169H147V171H146ZM161 169H163V170H161ZM173 169V170H172ZM211 169V171H213ZM123 172V173H122ZM124 173H127L126 171H121L120 173H119V177H121V178H123V176L125 177H127V175L126 174H124ZM145 173V174H144ZM152 173V172H151ZM169 173H170V175H169ZM212 173V172H211ZM123 174V175H122ZM163 176H165V177H163ZM164 174H166V175H169V177H170V179H168V180H166L167 178H168V176H166V175H164ZM118 175V174H117ZM153 175H154V172H153ZM146 176V177H145ZM147 176H149V177H147ZM118 177V176H117ZM143 177H144V179H143ZM152 177V178H151ZM162 177V181H161V179H158V178H161ZM180 177V178H179ZM121 178H119V179H121ZM139 178V179H138ZM149 178V179H148ZM165 178V180H163ZM179 178V179H178ZM143 179V180H142ZM148 180V182H149V184L147 185L146 183H148V182H146L147 180ZM154 179V180H153ZM156 179H158V181H156ZM175 179H177V180H175ZM136 180H140V181H136ZM151 180H153V182H151ZM160 180V181H159ZM146 183H145V182ZM130 182V183H131ZM145 183L146 184V186H149V185H152L151 187L149 186V187H147L146 188V186H145V188L147 189V190H145V188L144 187H142V183ZM159 182V183H158ZM116 184H114V187L116 188V187H118L119 185H118V181L116 180V182H115ZM154 183H158V184H154ZM162 183H164V184H162ZM145 184H143V185H145ZM158 185V187L159 188H161V185H162V188L163 189H161L162 191H159L160 189H157L158 187H156ZM152 187L153 188H155L156 187V191H154V189H152ZM114 188V189H115ZM142 188H144V189H142ZM149 188H151L152 190H150ZM142 189V190H141ZM187 189V190H186ZM189 189V190H188ZM144 190V191H143ZM178 191H180V192H178ZM40 192H42V190L40 191ZM40 192H39V194H40ZM142 192H143V194H142ZM175 192V191H174ZM145 193V194H144ZM36 194L37 195H39L38 194V192L37 193H35V198H36ZM147 194V195H146ZM138 195H139V193H138ZM144 195V196H143ZM152 196H154V197H152ZM28 197H30L31 199H33V197H34V194H33V197H32V194L29 196L28 195ZM27 197V198H28ZM140 197V198H141ZM184 197V198H183ZM26 198V199H27ZM147 198V197H146ZM154 198V199H153ZM30 199V200H31ZM135 199L137 200V201H135ZM17 200V199H16ZM28 200H29V198H28ZM99 200H101L102 201V199H99ZM98 200V201H99ZM139 200V201H138ZM185 202H184V201ZM27 201V200H26ZM26 201L24 200V202L26 203ZM33 201H34V199H33ZM179 203H178V202ZM183 201V202H182ZM16 202V201H15ZM23 202V203H24ZM28 202H30L31 204H32V200L31 201H27V207H25V204H23L22 203V207L23 208H28L29 209V211H30V204H28ZM140 202H142L141 203V205H140ZM151 202H153L152 203V205H151ZM18 203V202H17ZM99 203H100V201H99ZM187 203V204H186ZM28 205H29V207H28ZM91 205H92V207H91ZM140 205V206H139ZM16 206H18V205H16ZM143 208H142V207ZM149 206H150V208H149ZM91 207V208H90ZM141 207V208H140ZM176 207H177V209H176ZM92 208H93V210H92ZM212 210H211V209ZM22 210V208H21V205L19 206V208H17V209H15V210ZM28 209H23L22 211L23 212H21L20 210V212L18 211V214H19V216H18V218L19 219H21L20 221H18L19 223L20 222H22L23 220H24V218H25V216H26V214H27V212H28ZM143 209V210H142ZM186 209V210H185ZM27 212H26V211ZM92 210V211H91ZM185 210V211H184ZM25 211V212H24ZM145 211V212H146ZM210 211V212H209ZM23 213V214H22ZM24 213H26V214H24ZM216 213V214H215ZM28 214H29V212H28ZM198 214H201V212L200 213H198ZM20 215H24V216H21L20 217ZM92 215V216H91ZM179 216V217H175V216ZM204 215V216H203ZM218 215V216H217ZM173 216H174V218H173ZM184 216V217H183ZM203 216V217H202ZM24 217V218H23ZM190 220H188L187 218ZM205 217H210V218H207V219H205ZM199 218V219H198ZM161 219V220H160ZM164 219V220H163ZM173 219V220H172ZM233 219V221L231 220V225L233 226L232 228H235V229H240V227H241V222H239V220H238V218H237V216L234 218H232ZM249 220V219H248ZM251 220V219H250ZM247 221L246 223H248V225H244L245 226V228H244V230H242V232L244 231H246L247 229V231L246 232H248V233H252L253 232V229H254V225H251L252 223H250L251 221ZM170 221V222H169ZM202 221L204 222V223H202ZM207 222V223H206ZM213 223V224H212ZM163 224V225H162ZM236 224V225H235ZM165 225H166V227H165ZM235 225V226H234ZM250 225H251V227L253 226V228H250ZM157 226H158V228H157ZM238 228H237V227ZM160 227V228H159ZM162 227V228H161ZM163 227H165V228H163ZM203 227V228H204ZM247 227H249V228H247ZM211 228V229H210ZM73 229V230H72ZM148 229H149V226H148V228L146 227V229L144 228V229H142V231L140 230V232L138 231V233L137 234H143V233H146L147 231H148ZM165 230V231H164ZM214 230L217 232L218 231V233L216 234L215 232H214ZM161 231H163V232H161ZM185 231V230H184ZM184 231H182L183 233H184ZM261 231V232H260ZM259 231V233H257V235L256 236H254L253 235V239L252 238H246V234L244 233V236L243 237H241L240 235L241 234H243L242 232H241V234H239V236L238 237H240V240L239 241H242L243 240V242H244V240H255V241H253V242H251L250 241V244L252 245V248H251V252H252V254L250 253L249 255H246L245 256V259L249 262V260L250 261H252V259H253V257H254V255H253V252H255L257 249H256V247L258 248V246H259V241H261L262 240V238L264 237V227L261 229ZM158 234V235H156V233ZM159 232V233H158ZM195 232H197V236L195 235ZM182 233V234H183ZM200 233V234H199ZM210 233V234H209ZM137 234L135 235L136 236V238L135 237H133L132 239H129L128 241H125L124 242V244H123V247H124V245H125V247L123 248L122 247V245H121V247H122V249H121V247H118L119 245H116L115 247H113V250L114 249H116V250H114L116 253H118V255H120V257H121V255H122V257L123 258H126V257H130V255H129V251H132L133 249H134V245H135V241L137 240V238H139L140 237V235H138V237H137ZM141 234V235H142ZM185 234V233H184ZM183 234V235H184ZM188 234V236L190 235L189 234V232L187 233ZM212 235V236H211ZM214 235V236H213ZM158 237V239H157V237ZM202 236H204V237H206V238H208L207 236H205V235H202ZM189 237H191V236H189ZM216 237V238H215ZM245 237V239H242V238H244ZM251 237V236H250ZM254 237H257V238H259L260 239V237H261V240H259V239H256V238H254ZM68 239V238H67ZM157 239V240H156ZM242 239V240H241ZM156 240V241H155ZM259 240V241H258ZM196 241V240H195ZM209 241V242H210ZM209 242H208V244H209ZM218 243L215 245V248H217V247H219L218 245H219V241H217ZM246 242H248L247 243V245H249V247H250V244H249V241H246ZM246 242H244L245 244H246ZM150 243V244H151ZM155 243V244H154ZM148 245V243H147V248L148 247H150L151 246V248H148V249H146L147 251H151V249H152V247H153V245L151 244V245ZM213 244H210L209 246H211V247H209V249L210 248H212V247H214V245ZM246 245V246H247ZM28 248H30L29 247V245L27 246ZM249 247H247L248 249H249ZM129 248V249H128ZM256 250H255V249ZM131 249V250H130ZM183 249V252H184V248H182ZM209 249L207 250V248L206 249H204L203 250V253H204V255L205 254H208V253H206V252H209ZM214 249V248H213ZM220 249V247L219 248H217V250H219ZM84 251H83V253H82V256H80L78 259L76 258H74V260L72 261L71 260V263L70 264H81V262L84 260V259H87V257L88 256H90L89 254H88V252H87V250L84 248L83 249ZM129 250V251H128ZM206 250V251H205ZM215 250V249H214ZM253 250V251H252ZM35 251H36V253H37V250L35 249H32V248H30V252L31 253H33L34 255L36 254L35 253ZM126 251V252H125ZM128 251V252H127ZM247 251H250V249L249 250H246V252ZM53 252L54 251H52V252H50V255H51V257H52V259L55 261V264H58V263H60V261H58L57 259H59L60 260V258H59V254H64L65 253V251L63 250H61V251H58V254L56 253V252H54V254H53ZM148 252V253H149ZM55 253H56V255H58V258H57V256L55 255ZM128 253V254H127ZM150 254V253H149ZM247 254H248V252H247ZM126 255H129V256H126ZM252 255H253V257H252ZM60 256H62V255H60ZM64 256V255H63ZM149 256V255H148ZM202 256H203V254H202ZM206 257H207V255H205ZM204 257V256H203ZM250 257H252V258H249ZM55 258H57L56 260H55ZM127 259V258H126ZM235 259H237V253L235 254ZM240 264V262H237L236 261V264Z\"/></svg>","mask_w":264,"mask_h":264}]
</instances>
